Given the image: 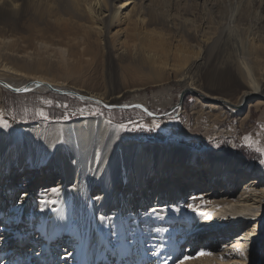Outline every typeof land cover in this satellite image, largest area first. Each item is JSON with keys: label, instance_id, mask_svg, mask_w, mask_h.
<instances>
[{"label": "bare ground", "instance_id": "1", "mask_svg": "<svg viewBox=\"0 0 264 264\" xmlns=\"http://www.w3.org/2000/svg\"><path fill=\"white\" fill-rule=\"evenodd\" d=\"M259 4L264 10V0H0V93L51 85L119 104L121 93H105L102 100L46 74L85 82L86 70L103 52L119 63L138 59L150 67L171 60L184 80L183 92L196 95L199 118L213 116L221 105L246 119L252 106L264 104V69L257 65L264 64V34L250 31V14ZM223 42L230 44L225 55L231 63L220 68L209 57ZM82 111L77 119L0 130V152L6 135L26 140L25 155L0 154V191L12 164L18 174L31 165L39 169L38 176L25 178L32 187L21 193L19 205L9 212L3 208L11 203L0 206V223L6 222L1 239L8 230L15 237L5 248L0 239V264H180L184 256L194 257L185 264H258L249 248L264 251V165L254 167L232 145H152L131 131L116 132L125 123L105 112L97 115L87 105ZM190 172L200 176L192 182L186 178ZM41 175L55 183L37 185ZM242 176L251 179L234 191ZM221 179L224 191L217 190ZM186 189L190 196L184 199ZM13 193L12 186L2 191L7 200ZM194 241L212 255L188 253Z\"/></svg>", "mask_w": 264, "mask_h": 264}, {"label": "rangeland", "instance_id": "2", "mask_svg": "<svg viewBox=\"0 0 264 264\" xmlns=\"http://www.w3.org/2000/svg\"><path fill=\"white\" fill-rule=\"evenodd\" d=\"M170 9H173V6H171ZM250 15L253 18L250 24L251 35L256 36L253 32L260 35L264 34V10L262 5L259 4L256 6L255 11H252ZM26 46V51L29 50L30 52V50H33L31 46ZM229 46L230 44L223 42L219 51H215L213 56L209 57V63L213 66L215 64L220 68L228 67L231 60L227 59L225 52ZM101 54V57L97 58L99 59V62L97 61L98 63L86 70V72L88 71L87 74H89L87 77L88 79H85V82H83L84 79L83 81L82 79H75L72 76L69 77L67 74L61 75L56 72H48L46 74H49L51 77L57 76V79L61 78V80L66 81V83H71L72 85L77 86L79 85L80 88H83L82 91L84 93H96L95 95L101 98H103V94L105 93H121L123 98L119 104L109 105L100 100L98 101L96 98L93 100H87L86 97L79 93L64 94L49 89H32L25 92H14L9 89H3L0 93V113L4 115L5 119L11 124V126L15 125L18 128H21L24 125L36 124L41 120L54 122L59 118H67L68 116L77 119L82 116L83 111L81 110L87 105L90 107L91 111L96 112V114H102V112H105L111 119L120 123H125L129 125L130 128L133 124H143L149 127L159 124L160 127L153 131H148L147 129L131 131L132 136H138L146 143L156 145L160 142H178L188 146H194L198 149L214 148L216 146L223 149L229 145H232V147L235 145V147H233L234 153L246 157L247 162L252 163L254 167L260 165L259 158L261 154L256 152L255 148H264V104L258 108L252 106L249 111V116L246 119H242L243 116L241 112L237 111L233 113L221 105H219V109L216 110L214 114L215 116H210V114L205 113L199 118L193 108V106L196 105V95L190 91L183 92L185 88L184 80L177 75V64H173L171 60L169 61L170 64L167 66H160L162 63H160L161 60L159 59V66L150 67L145 64L142 65L139 63L138 59V61L136 59L133 61L130 60V62L129 60H124L119 63L114 58L109 59L107 56L105 57L103 52ZM57 57L60 56L57 55ZM5 62L10 65H15V62H13L12 59H6ZM224 63L226 64L224 65ZM100 64H103L104 66ZM134 65L138 67L135 66V68ZM257 65L264 69V64H261V62ZM261 81L264 82V78H262ZM258 96L261 95H254L255 98ZM202 98L203 100L208 101V98L205 96ZM251 99L252 98H248L249 101H251ZM102 100L105 99L103 98ZM45 101H50L51 103H45ZM138 103L143 104L142 106L146 107L151 113L160 116H152L142 109ZM40 110H43L47 114V118L39 115ZM224 113L225 115L222 116ZM195 123L198 124L195 125ZM0 130L2 131L3 129ZM245 136H250L251 139L256 142L253 148L241 147ZM5 139L6 141L4 142L5 144L3 143L4 146L2 145L1 147L2 151L0 154L4 151H7V153L10 151L19 157L23 153L25 155L26 140L23 135H18L17 137L6 135ZM16 155L15 158L17 157ZM3 166V164L0 165V169H2ZM16 167V164H12L6 175L2 177V183L4 186L1 190L3 191V194L5 186L14 187V193L9 200H7L5 197L6 195H3L2 191H0V206L4 207L11 203L7 208H3V210H7L8 212L12 207V204H16L15 206H17L24 199V194L21 193L32 187V184L28 186L30 181H26L25 178L30 175L33 177L38 176L37 174L39 171V169H35V167L31 165L27 170L24 169L23 172L18 174L15 173ZM199 176L200 174L196 172H190L186 178L191 179L190 181L193 182L198 179ZM252 177H255V175ZM248 178L250 177L242 176L240 180L235 183L233 190L240 192L243 189L244 184L248 181ZM51 179L52 177L50 175H46L45 177L41 175V178L37 181V185L38 183L46 185L54 184L55 181H52ZM125 183L126 181H124L123 185ZM224 184V179H221L217 186V190L224 191L227 189V186H225L226 184ZM188 188L189 187H187V189ZM207 188L208 186L204 185L201 188H195L193 191L198 193ZM187 189L184 192L189 193V195L185 196L184 199L190 196V192H187ZM184 192L182 195H184ZM149 208L150 207H148V209ZM5 223H0V239L2 238L1 235L5 232L3 230L5 229L3 228V224ZM7 232V236H4V239H1L3 240L2 245H5L4 248L6 245H12L13 243L9 244V241L12 240L13 242V239L15 238H13V230L12 232H9V230ZM36 236L37 233H32V238ZM207 236L209 235L207 234ZM8 239L9 241H7ZM202 241H194L193 243L195 244L188 253H192L193 256H196L199 255L201 251L207 250L206 245H202ZM219 243L221 246L225 244L224 241ZM188 244L189 241H185L183 244V250H187ZM29 246L30 244H27L26 248ZM154 247L153 244L150 251H153V249H155ZM5 251L6 250L3 252ZM249 251H251V254L255 251L256 253L253 254V258H259L258 264H264L263 250L250 246ZM41 253L42 252L39 249L35 252L36 255H40ZM256 254L258 255L257 257ZM165 256H167V254H165ZM72 262L73 261H71V263ZM67 264H70V262Z\"/></svg>", "mask_w": 264, "mask_h": 264}, {"label": "snow or ice", "instance_id": "3", "mask_svg": "<svg viewBox=\"0 0 264 264\" xmlns=\"http://www.w3.org/2000/svg\"><path fill=\"white\" fill-rule=\"evenodd\" d=\"M24 90L26 91L27 89H24ZM17 91H20V89H17ZM45 103H51V102L45 101ZM145 111H147V110H145ZM39 115L47 118V114L43 110H40ZM159 127H160L159 124L152 125L151 127H149L147 125H143V124H140V125L133 124L132 127L130 128L129 125H127V124H120L118 126V128L115 129V131L116 132L139 131V130H143V129H147L148 131H153L155 129H158ZM9 128H11V124L5 119L4 115L2 113H0V129H9ZM255 144H256V142L253 141L250 136H245L243 138V145L241 147L242 148L243 147L253 148ZM233 147H235V145ZM255 151L261 154V156L259 158V164L264 165V148H255ZM53 191H56V189H53ZM189 207H192V205H189ZM241 254H243V253H241ZM199 255L200 256L212 255V253L200 252ZM189 259H194V257L184 256L183 259L180 261V264H185V261H187ZM221 259H223V257H221Z\"/></svg>", "mask_w": 264, "mask_h": 264}, {"label": "water", "instance_id": "4", "mask_svg": "<svg viewBox=\"0 0 264 264\" xmlns=\"http://www.w3.org/2000/svg\"><path fill=\"white\" fill-rule=\"evenodd\" d=\"M49 86V90H53V91H55V92H60V93H64L65 94V91H62V90H57V89H54L51 85H48ZM11 90H13V91H15V92H24L25 90V88H21L20 89V91H17V89H14V88H12V87H9ZM144 110H147L146 112L147 113H149V114H151L152 116H155V117H159L160 115H156V114H154V113H151V111H149L147 108H143Z\"/></svg>", "mask_w": 264, "mask_h": 264}]
</instances>
